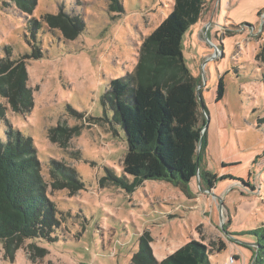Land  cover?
<instances>
[{
	"label": "rangeland",
	"instance_id": "obj_1",
	"mask_svg": "<svg viewBox=\"0 0 264 264\" xmlns=\"http://www.w3.org/2000/svg\"><path fill=\"white\" fill-rule=\"evenodd\" d=\"M35 1L27 14L0 0V61L31 55L32 46L41 52L25 61L30 107L13 111L7 91L0 93V141L9 130L30 139L58 228L51 240H26L11 258L0 244V264H130L144 234L158 261L194 240L224 243L211 264H264V60L256 57L264 0H206L183 37V62L207 112L202 178L186 192L164 181L132 192L100 183L106 170L122 177L126 153L125 134L101 98L110 81L134 72L142 41L173 0ZM46 16L71 24L70 38ZM51 163L75 174L77 189L55 187ZM205 174L217 179L209 192Z\"/></svg>",
	"mask_w": 264,
	"mask_h": 264
},
{
	"label": "trees",
	"instance_id": "obj_2",
	"mask_svg": "<svg viewBox=\"0 0 264 264\" xmlns=\"http://www.w3.org/2000/svg\"><path fill=\"white\" fill-rule=\"evenodd\" d=\"M14 1L27 14L36 4L35 0ZM205 3L206 0H173L170 13L142 41L134 72L110 81L101 103L104 110L112 112L110 123L119 125L124 132L126 153L121 163L122 177L106 170L101 184L132 192L145 181H164L186 192L193 179L202 178L199 162L206 153L207 112L199 98L198 84L184 65L181 46L187 30L201 19ZM46 22L70 38L67 33L73 26L64 19L46 16ZM40 57L38 47L32 46L31 55L13 62L8 58L0 61V93L7 91L13 111L19 109L18 104L30 107L25 61ZM256 57L264 60V46ZM223 93L220 79L216 102ZM60 130L65 134L73 129ZM51 165L55 187L77 189L75 174L59 164ZM127 176L132 178L130 184ZM204 180L205 189L210 190L217 179L205 174ZM45 192L30 139L7 131L5 141H0V244L5 258H11L26 240H51L58 222ZM150 242L147 234L140 237L130 264H211L210 256L225 249L222 241L211 247L191 240L158 261ZM28 248L38 256L43 253L34 244Z\"/></svg>",
	"mask_w": 264,
	"mask_h": 264
},
{
	"label": "crops",
	"instance_id": "obj_3",
	"mask_svg": "<svg viewBox=\"0 0 264 264\" xmlns=\"http://www.w3.org/2000/svg\"><path fill=\"white\" fill-rule=\"evenodd\" d=\"M194 180V179H193ZM193 180L188 184V188H190L191 187V185L193 184ZM215 186H216V183H215V185H214V187L212 188V189H214L215 188ZM202 189H204V190H206L205 188H202ZM206 192H209V190H206ZM192 196V195H191ZM193 197V196H192ZM161 261V260H160Z\"/></svg>",
	"mask_w": 264,
	"mask_h": 264
},
{
	"label": "built area",
	"instance_id": "obj_4",
	"mask_svg": "<svg viewBox=\"0 0 264 264\" xmlns=\"http://www.w3.org/2000/svg\"><path fill=\"white\" fill-rule=\"evenodd\" d=\"M233 260H234L233 257H230V263H233Z\"/></svg>",
	"mask_w": 264,
	"mask_h": 264
},
{
	"label": "water",
	"instance_id": "obj_5",
	"mask_svg": "<svg viewBox=\"0 0 264 264\" xmlns=\"http://www.w3.org/2000/svg\"><path fill=\"white\" fill-rule=\"evenodd\" d=\"M205 38H206V40H208L207 36H205ZM198 147H200V142H199ZM197 171H198V167H197Z\"/></svg>",
	"mask_w": 264,
	"mask_h": 264
}]
</instances>
